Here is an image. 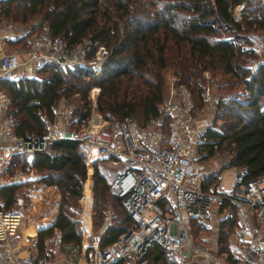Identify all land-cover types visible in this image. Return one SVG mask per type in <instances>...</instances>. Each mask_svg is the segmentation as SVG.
I'll list each match as a JSON object with an SVG mask.
<instances>
[{
    "label": "trees",
    "instance_id": "16d2710c",
    "mask_svg": "<svg viewBox=\"0 0 264 264\" xmlns=\"http://www.w3.org/2000/svg\"><path fill=\"white\" fill-rule=\"evenodd\" d=\"M237 4L241 6L240 17L232 12ZM0 15L20 23L33 20L35 23L29 26V32L58 34L71 45L89 38L87 56L99 43L109 50L100 76L83 66L63 68L44 63L31 75L22 73L18 77L1 78L0 87L11 97L17 133L44 131L57 103L61 99L70 100L74 94L79 95L81 103L76 106L77 118L72 120L77 124L84 121L90 110L88 89L92 85L99 87L97 107L104 117L129 115L143 126L158 113L166 67H172L191 93L198 96L202 87L198 79L200 71L220 68L245 85L246 95L240 100L230 99L237 106L229 105L221 115L217 114L225 123L215 125L212 121L202 128L203 141L194 160H202L218 149L225 150L230 156L224 166H245V178L264 175V65L259 64L257 76L251 71L248 60L253 50L241 46L247 36H240L247 28H264L261 0H0ZM227 109L229 114L233 112L230 118ZM52 146L56 151L36 150L30 161L23 152L13 153L3 168L4 172H12L29 165L39 180L58 188L56 217L37 230L36 245L41 254H47L42 252L45 238L55 231L60 233V244H69L65 248L67 252L69 248L78 251L81 240L75 205L86 176V155L70 138L55 140ZM87 170L91 171L89 164ZM219 172L220 169L203 177L200 187L209 189ZM92 175L98 211V216L92 218L95 231L103 225L95 227L94 224L104 218L106 207L112 206V218L101 233L100 245L103 246L127 228L130 219L121 197L111 193L96 165ZM21 184H0L3 206L8 205ZM39 184L41 187L37 186ZM29 194L34 198L29 214L40 215L38 220L28 222L27 226L35 230L39 222L53 215L55 195L41 182L36 183ZM190 222L192 228L203 225L196 219ZM142 259L145 260L141 262ZM172 261L176 264L172 251L155 240L137 259L143 264H172ZM125 263V258L121 257L102 264Z\"/></svg>",
    "mask_w": 264,
    "mask_h": 264
},
{
    "label": "built area",
    "instance_id": "2783aa9c",
    "mask_svg": "<svg viewBox=\"0 0 264 264\" xmlns=\"http://www.w3.org/2000/svg\"><path fill=\"white\" fill-rule=\"evenodd\" d=\"M239 7L240 4H237L232 8L235 17L241 15ZM248 35L251 48H264V28L249 31ZM89 47V38L71 45L61 35L47 31H40L31 38L22 57L17 52L4 51L0 45V79L14 77L19 68L24 75H31L44 63L61 67L74 64L88 66L95 76H100L109 50L99 43L91 55L84 57L82 53ZM98 92L96 85L89 88L92 106L84 121L75 122L76 125H71L69 121L63 123L61 117L67 118L70 108L58 105L53 117L47 120L44 131L19 134L15 130L16 118L10 94L0 87V148L3 151L0 184L18 182L23 174L20 168L12 172L3 171L13 153L23 152L30 156L36 150L54 152L53 141L70 138L77 142L87 158L101 162L111 193L121 197L130 219L127 228L119 232L114 240L101 246L103 228L95 231L92 222L91 178L89 207L85 206L83 182L82 208L78 218L81 233L86 238L83 256L87 264L112 262L121 257L125 258V264H139L137 259L154 240L172 251L176 264H188L185 250L189 221L206 222L210 209L225 203L234 207L243 254L241 264H264V175L245 178L246 167L241 165L233 166L227 188L220 186L218 176L210 189H202L198 181L192 179L194 158L203 141L201 130L211 123L197 121L190 87L176 73L168 74L163 80V97L158 113L143 126L129 115L103 118L97 107ZM204 93L205 97H209L208 88ZM5 141L9 145L2 144ZM5 217L0 198V259L5 255L7 259L15 256L14 252L7 253L5 249L7 241L2 226L11 223L6 222ZM109 222L110 216L106 224ZM46 241L60 244V233L53 232L46 237ZM18 257L27 264L53 262L49 254L28 253Z\"/></svg>",
    "mask_w": 264,
    "mask_h": 264
},
{
    "label": "crops",
    "instance_id": "0c3cea01",
    "mask_svg": "<svg viewBox=\"0 0 264 264\" xmlns=\"http://www.w3.org/2000/svg\"><path fill=\"white\" fill-rule=\"evenodd\" d=\"M261 1L264 3V0ZM1 17L2 15H0V45L2 46V49L4 51L17 52L20 57H22L29 45V41L38 32H29L26 30L27 28L23 29L25 28V26H23L25 23H20L19 21H15L13 19H10V21L8 19L7 21V16ZM8 24H11V26ZM259 51L264 53V48ZM22 71V68H19L15 75L17 77L20 76L23 73ZM77 95L78 94H74L73 96L77 97ZM58 105L59 103L57 106ZM197 121L201 124H207L210 122L206 116L197 117ZM4 143L9 145V142H2V144ZM2 153L3 151L0 148V159ZM32 156L33 154L27 156L29 161L32 159ZM100 163L101 162L94 161L93 165L101 166ZM86 165L88 169V163ZM232 168L233 165L225 167V169L229 170H232ZM222 171L217 176L218 180H220V186L223 187L222 175L224 173ZM102 174L104 175V172ZM18 182H21L22 184L17 189L15 196L11 198L8 205L3 206L6 213V222H13L8 224L4 223L2 226V231L5 236V240L7 241L5 246L6 252L8 253L12 251L15 253V256H11L10 259H7V255L3 256L0 259V264H27L18 256L26 255L28 253H40L36 245L37 230L53 222L57 214L59 191L55 184H49L39 180L38 174L29 165L23 170V174ZM38 182L44 183L53 191L55 195V210L51 218L42 220L35 226V230H32L29 226H27L28 222L38 220L40 215L29 214L26 211V208H28L30 202L29 197L31 196L29 193L31 189L36 187V183ZM20 193H24V195H20ZM242 208L244 209L246 207L242 206ZM249 216H251L250 213ZM250 220L254 221L252 217H250ZM201 223H203V225H200L198 228H192L193 224L191 222L187 226L188 236L186 239L187 244L185 253L189 259L188 264H241L243 254L241 250V238L238 236V232L236 230L234 207L228 203L219 207L213 206L210 209L209 217L206 222ZM106 225L105 221L102 228ZM262 226H264V221ZM83 239L86 241V238ZM67 247H69V244L66 243L63 245L49 244L45 238V247L42 252H47L51 258H55L54 261L52 260V264H87L84 256L82 255L83 253H79L81 256L77 260V263H75L74 258L72 259L67 256V254H69V252L74 248H69L70 250L67 252L65 250ZM144 260L145 259H142L141 262Z\"/></svg>",
    "mask_w": 264,
    "mask_h": 264
},
{
    "label": "rangeland",
    "instance_id": "374dc122",
    "mask_svg": "<svg viewBox=\"0 0 264 264\" xmlns=\"http://www.w3.org/2000/svg\"><path fill=\"white\" fill-rule=\"evenodd\" d=\"M239 10L241 11V6L239 7ZM2 17H5V16L3 15ZM6 18H7V21H8V19H9V21H10V19H12L10 17H6ZM34 23L35 22L33 20L28 21L27 23H25L23 25V26H25V28H23V29L27 28L26 30H28L29 26L30 27L33 26L31 24H34ZM8 25L11 26V24H8ZM244 28H246V27H244ZM255 29H257V28H247V29L241 31V35H240L241 37H243L244 35L247 36L246 41L241 43L242 47H244V48L250 47L249 46V40H248V33L250 30L252 31ZM238 41H241V39H238ZM86 49H87V52L85 54ZM251 49L253 51H251L252 55H251L250 59L248 60V63L252 66L251 71H253L257 76V73L260 69V68L258 69L259 64H261L262 66L264 65V53H261L259 50H256L253 48H251ZM85 51L82 53V55L84 57L87 56V53L89 51L88 48H85ZM75 65H77V64L71 65L70 67L75 66ZM65 67H68V66H65ZM65 67H63V68H65ZM86 68L92 69L91 67H88V66H86ZM173 70L174 69L172 67H169V66L166 67L163 70V80H166V78L168 77V74L173 72ZM258 75H259V73H258ZM198 79H199L202 87H201L199 96L195 93L192 94L193 101H194V108H193L194 115L196 116V118L206 116L210 120L209 123H211L213 121V123L215 125H217L221 122L225 123V119L223 120V118L217 117V114L221 115L226 110L227 106H229V105L237 106L236 104L234 105L232 103V101H230V99L238 98L240 100V98H245V95H246V89L244 87L245 85L241 81H239L238 78H235L228 73H223L220 68H216V69H212V70L211 69H203L200 71V73L198 75ZM205 88L209 89V97H205V93H204ZM98 94H99V92H98ZM98 94H97V96H98ZM88 98L90 100V109H91L92 102H91V98H90L89 89H88ZM58 103L60 106L66 104L70 108V115L67 116V118H65V116H62L61 121L63 123L69 121L71 123V125H76L77 122L75 123L72 119L75 118L76 116H78V111H77L78 109H76L77 108L76 106H78L81 103V99H80L79 95H77V97L73 96V98H71L68 101L61 99ZM234 110H236V109H234ZM229 112L230 111L227 109L226 113H228L229 118H230V117H232L233 112L231 114H229ZM101 115H102V113H101ZM102 117L106 118L103 115H102ZM112 117H114V115ZM106 119H109V118H106ZM137 119H139V118H137ZM229 156L230 155L225 150H219L218 149V150H215L213 152V154L207 156L206 158H204L202 160L195 159L194 160V170H193L192 179L198 181V183L200 185V182H201L203 177H205L206 175H208L210 173L217 172V171H219V169H220V172L224 169L222 171L224 173L222 175L223 187L227 188L228 183H229L230 178H231V171L232 170L225 169V167L227 165L224 166V162H227V160L229 159ZM85 159H86V164L87 163L89 164L91 171L88 172L87 167H86V176L83 180V182L86 180L85 185H84V190H83V194H84L83 197L86 201L85 206L89 207L88 201H89L90 196H91V193H90V178H91V188H92V196H93L92 218L94 219V217L98 216V211H97V209H95V204L97 201V194L94 192V187H93L94 178L92 175V172L94 169L93 162L96 159H93V158L89 159L86 156H85ZM96 166H97L98 170L103 173V166L102 165L101 166L96 165ZM219 173H218V175H219ZM89 174H90V177H88ZM213 181L209 185V187H208L209 189L213 187ZM39 185H37V186L41 187V185L40 186ZM82 189H83V183H82ZM39 193L42 194V191ZM20 195H24V193H20ZM81 197H82V193H81V196L78 197V199L76 201L77 203L75 205L76 210H77V215L80 213L81 208H82V203H81V199H80ZM29 198H30V202H29L28 208L34 201L33 197H29ZM59 198H60V194H59ZM109 199H112V195L110 196ZM28 208H26L27 212H28ZM32 211L33 210H31V212ZM38 213H40V212H38ZM109 216H110V220H111V218H112V206L111 205H108L106 207V209L104 210V218H102V220L97 221L94 224L95 227L103 225ZM85 220L87 221V218ZM98 224H100V225H98ZM83 238H85V236H84V234L81 233L80 246L78 248L79 250L76 251L77 248H74L69 252V254H67L68 257H71L72 259L74 258L75 263H77V260L80 258L81 254L83 253L82 246H84V244H85ZM79 253H81V254H79ZM54 259L55 258H52L53 261H54ZM169 260H170V257H169ZM172 264H174L173 261H172Z\"/></svg>",
    "mask_w": 264,
    "mask_h": 264
},
{
    "label": "bare ground",
    "instance_id": "6f19581e",
    "mask_svg": "<svg viewBox=\"0 0 264 264\" xmlns=\"http://www.w3.org/2000/svg\"><path fill=\"white\" fill-rule=\"evenodd\" d=\"M11 222H13V221H11ZM84 222H86V220H84Z\"/></svg>",
    "mask_w": 264,
    "mask_h": 264
}]
</instances>
